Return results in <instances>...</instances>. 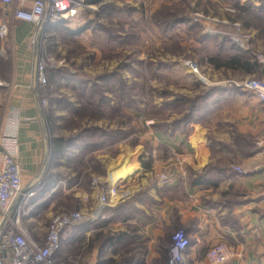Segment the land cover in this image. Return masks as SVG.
Segmentation results:
<instances>
[{"label":"crops","instance_id":"crops-1","mask_svg":"<svg viewBox=\"0 0 264 264\" xmlns=\"http://www.w3.org/2000/svg\"><path fill=\"white\" fill-rule=\"evenodd\" d=\"M246 2L234 0L237 5ZM250 2L260 7L264 0ZM1 9L0 3V14ZM49 26L48 32L55 25ZM33 31L31 23L11 19L8 34L0 43V81L5 83L0 86V136L10 129L11 122L18 121L17 162L23 183L37 178L44 181L59 162L53 160L48 169L46 155L52 143L34 82L36 59L28 43ZM257 76L264 77V64ZM46 86L51 101L50 85ZM223 97L228 104L226 120L233 118V127L223 128V138L217 139L223 141L221 146L210 143L206 127L190 121L172 131L154 127L143 134L150 141L148 147L118 145L121 153L116 156L107 155L103 151L106 148L84 145L64 155L60 159L62 177L55 178L51 188L33 199L23 219L30 235L44 243L47 224L42 233L41 220L59 191L63 197L73 198V211H94L93 220L67 227L60 238L61 250L76 252V257L83 256L82 247L90 246L92 252L82 257H93L87 264L121 259L126 264H163L168 258L170 236L178 229L189 238L184 264H204L207 248L218 241L228 243L238 253L225 264H264V103L241 89ZM84 149L95 156L101 172L97 174L99 184L105 190L113 185L128 189L129 197L117 201L106 192L109 202L98 207L99 191L91 186V179L83 187L81 176L72 170L76 155ZM169 155L175 156L171 163L167 161ZM235 165L244 172L234 171ZM182 167L189 172L184 177L180 176ZM122 168L128 170L114 177ZM163 172L169 175L167 182L159 177ZM69 253L63 260L70 261Z\"/></svg>","mask_w":264,"mask_h":264},{"label":"rangeland","instance_id":"rangeland-1","mask_svg":"<svg viewBox=\"0 0 264 264\" xmlns=\"http://www.w3.org/2000/svg\"><path fill=\"white\" fill-rule=\"evenodd\" d=\"M96 3L79 9L75 18H55L53 29L48 32L45 28L39 38V51L49 60L48 94L54 98H47L45 106L51 143L60 139L67 142L65 156L84 146L106 148L107 155L116 156L121 153L118 145L148 147L150 141L143 134L154 127L172 131L192 121L207 128L212 145L221 146L223 141L217 139L223 138V128L233 127V118L226 120L228 104L223 95L239 89L237 82L259 78V70L247 74L239 69H216L208 57L226 59L235 53L232 44L264 64V40L257 28L235 19L229 0ZM246 3L252 4L250 0ZM65 29L80 31L76 37H68ZM211 94L215 97L208 98ZM84 150H79L72 168L81 176L83 187L89 178L101 173L94 154ZM168 157V163L175 159L174 155ZM46 158L49 169L55 163L50 147ZM64 158H58L59 166L52 167L51 176L62 177L60 159ZM61 194L56 192L50 200L41 220L42 233L49 216L76 209L74 200ZM82 248L83 256L92 250L90 246ZM68 252L70 261L63 260ZM74 253L62 249L55 261L87 264L93 258L84 260ZM118 263L126 264L123 259L109 264Z\"/></svg>","mask_w":264,"mask_h":264},{"label":"built area","instance_id":"built-area-1","mask_svg":"<svg viewBox=\"0 0 264 264\" xmlns=\"http://www.w3.org/2000/svg\"><path fill=\"white\" fill-rule=\"evenodd\" d=\"M29 2L27 5L26 3ZM2 4L0 14V43L6 38L11 19L29 22L34 31L28 38V43L34 49L36 65L34 73L35 87L38 91V104L42 111L47 105L45 87L47 84L48 57L39 51L38 43L44 29L55 18H73L77 11L88 5L84 0H0ZM237 39L234 40L236 42ZM0 48V54H2ZM191 68L196 64L188 62ZM5 83L0 81V86ZM241 90L253 93L264 103V77L248 78L235 83ZM18 121L10 123V129L0 136V264H59L55 255L60 248L61 234L67 227L78 225L86 220H93L94 211L74 210L60 212L51 216L46 226L45 240L39 244L23 223L27 217L33 199L41 188V178L23 183L17 162V130ZM234 171L243 173L239 167ZM180 176L185 172L181 170ZM163 182L169 180L167 172L160 174ZM91 186L98 189V207L108 203L106 192L117 197V201L126 199L130 195L128 189H119L116 185L105 188L99 184V178L91 180ZM189 246V238L182 229H178L170 236L168 258L163 264H184V251ZM236 250L224 241L211 244L204 255V264H225L236 257ZM125 264V263H118Z\"/></svg>","mask_w":264,"mask_h":264},{"label":"trees","instance_id":"trees-1","mask_svg":"<svg viewBox=\"0 0 264 264\" xmlns=\"http://www.w3.org/2000/svg\"><path fill=\"white\" fill-rule=\"evenodd\" d=\"M85 1L86 2H98V0H85ZM229 4L231 5V7L234 9V11L236 13L235 19L237 18V19L241 20L243 22L244 26H249V25L255 26L257 28V31L259 32L258 33L259 36L264 40V3L262 6L256 7V6L252 5L251 3H246L244 5H237L234 3V0H229ZM252 20L255 21L254 25H253V23H251ZM182 21H185V20L182 19ZM173 22H175V21H173ZM49 25H50V27H52L54 25V22H50L47 26H49ZM65 31H66V36L75 37L76 34L80 30L71 32L70 30L65 29ZM231 46L235 50V53H233V55H229V56L225 57L226 59H222V60L215 57V56L208 57L209 64L216 69H218V68H227V69H231V70H238L239 69V70H241L247 74L255 73L257 70H259L261 68V65L258 64V62L255 61V59L250 57V55H248V53L239 52V51H237V49H235L234 45L231 44ZM49 78L52 79V75H50ZM50 79H49V83L51 81ZM47 83H48V81H47ZM66 143L67 142H65L62 139L53 141L52 147H51V153L54 157V160H57L60 156L66 154V152H67L66 146H68ZM55 178L56 177L51 176V174H50V176H46L44 178V181H42L41 188H40V191L38 192V194L41 191L42 192L45 190L47 191L49 188H51L55 184V181H56ZM67 197H71V196L67 195ZM60 250H61V247L59 248L56 255L60 252ZM56 255H55V258H56ZM57 263L62 264L59 261ZM98 264H101V262ZM102 264H107V262H103Z\"/></svg>","mask_w":264,"mask_h":264},{"label":"bare ground","instance_id":"bare-ground-1","mask_svg":"<svg viewBox=\"0 0 264 264\" xmlns=\"http://www.w3.org/2000/svg\"><path fill=\"white\" fill-rule=\"evenodd\" d=\"M195 69V68H194ZM128 168H130V167H128ZM128 168H122V169H120L117 173H116V176H115V174H113L114 175V177H119L124 171H127L128 170Z\"/></svg>","mask_w":264,"mask_h":264}]
</instances>
